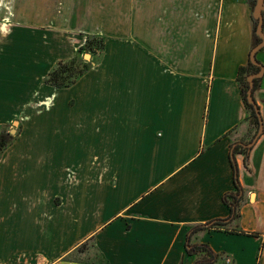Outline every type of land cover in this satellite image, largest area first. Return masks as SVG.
I'll list each match as a JSON object with an SVG mask.
<instances>
[{
    "label": "crops",
    "instance_id": "crops-1",
    "mask_svg": "<svg viewBox=\"0 0 264 264\" xmlns=\"http://www.w3.org/2000/svg\"><path fill=\"white\" fill-rule=\"evenodd\" d=\"M88 35L102 57L74 86L46 85ZM254 44L249 0H0V131L18 122L0 264H88L67 260L86 243L94 264H194L190 231L229 217L231 146L254 132L238 82ZM254 98L264 125L263 86ZM236 161L239 229L256 235L190 239L217 264H264V132L249 169Z\"/></svg>",
    "mask_w": 264,
    "mask_h": 264
},
{
    "label": "trees",
    "instance_id": "trees-1",
    "mask_svg": "<svg viewBox=\"0 0 264 264\" xmlns=\"http://www.w3.org/2000/svg\"><path fill=\"white\" fill-rule=\"evenodd\" d=\"M103 52H104L103 38L97 36H90V35L86 36L85 43L79 49L77 55L74 58L66 61H59L54 66V68L51 70V72L49 73V75L45 80L46 85L58 90L67 89L74 86L84 75L87 74V72L90 70V67L94 64V62L102 57ZM86 54H90L91 58H94V60L86 61L84 59V56ZM254 70L255 67H253V65L250 63L249 60L248 65L245 67H241L238 72V82L240 83L241 86L242 99L245 108L247 110L246 122L254 132L251 136V139L247 143L237 142L231 146L230 160L233 168L235 189L233 192L226 193L223 196V202L229 208L230 215L226 219L212 220L206 223L205 225L196 226L191 229L190 231L191 234L190 236H188L187 244H186L187 254L189 256H198V254L202 253L205 257L203 260L196 259L194 264H217L219 260V255L215 254L212 251V249L206 244H192V239L190 238L192 237L193 234L202 231L224 230L227 233L230 232L233 234H246L251 236L256 235V234L244 233L239 229L238 221L241 215L240 208L244 202L245 191L242 188L239 181V168L236 161L237 156H243L244 166L249 169L247 161L251 150L253 149V147L257 142L251 148L247 147L246 145L254 141L261 127L260 117L258 116L254 105L250 104L247 99V91L249 89L247 78ZM254 93H255V89H254ZM256 105L260 111V108L257 103ZM12 141H13V136H11L9 133H4L3 131H0V158L5 152V150L12 144ZM233 223H235V227L229 230L228 226H230ZM67 259L72 262H77L71 256L68 257Z\"/></svg>",
    "mask_w": 264,
    "mask_h": 264
},
{
    "label": "water",
    "instance_id": "water-1",
    "mask_svg": "<svg viewBox=\"0 0 264 264\" xmlns=\"http://www.w3.org/2000/svg\"><path fill=\"white\" fill-rule=\"evenodd\" d=\"M264 11V0H257V4H256V7H255V10H254V16L257 17L258 19H260V24L258 26V29H257V35L261 38L264 39V33L262 32V12ZM264 46V43L259 45L258 47H256L255 49H253V51L251 52V55H250V61L254 64V65H259V63L256 61V53ZM91 58V55L90 54H86L84 56V59L86 61H89ZM264 75V69H262V72L259 73V74H256V75H250L248 76L247 78V81H248V84H249V89L247 91V99H248V102L252 105H254L255 107V110L258 114V116L260 117V121H261V127H260V130H259V133L257 135V137L254 139V141L248 145H246L247 147H253V145L258 141L259 137L262 135L263 133V119H262V116L260 114V111L259 109L257 108V105H256V101H255V98H254V80L256 78H261L263 77ZM14 128H16L18 126V122H15L13 124ZM16 133V129H12L10 131V135H14Z\"/></svg>",
    "mask_w": 264,
    "mask_h": 264
},
{
    "label": "flooded vegetation",
    "instance_id": "flooded-vegetation-1",
    "mask_svg": "<svg viewBox=\"0 0 264 264\" xmlns=\"http://www.w3.org/2000/svg\"><path fill=\"white\" fill-rule=\"evenodd\" d=\"M252 0H249L250 4H251V17H252V22L254 24V32H255V44L251 50V52L253 51V49H255L256 47H258L259 45L264 43V39L259 37L257 35V29L258 26L260 24V19H258L257 17L254 16V10L257 4V0H256V4L254 5V2ZM253 3V4H252ZM262 32L264 33V11L262 12ZM250 52V55H251ZM250 55H249V60H250ZM256 61L259 63L260 66L258 65H254L251 61L250 63L253 65V67H255V70L250 74V75H256L262 72V69H264V46L256 53ZM249 75V76H250ZM264 79V75L261 78H256L254 80V89L255 92L261 87V83L262 80Z\"/></svg>",
    "mask_w": 264,
    "mask_h": 264
},
{
    "label": "rangeland",
    "instance_id": "rangeland-1",
    "mask_svg": "<svg viewBox=\"0 0 264 264\" xmlns=\"http://www.w3.org/2000/svg\"><path fill=\"white\" fill-rule=\"evenodd\" d=\"M252 1L254 2V5H255L256 4V0H252ZM261 86L264 87V79L262 80ZM260 113H261V111H260ZM261 115H262V113H261ZM262 118H263V116H262ZM13 129H16V128H14V126H13ZM10 131L9 132L3 131V132L10 134ZM14 135H11V136H14ZM72 258L74 260H76L77 262L88 263V264H94L95 262H99L100 261V256H99V254L95 253L92 243H86V244L80 246L78 248V250L72 255ZM204 258L205 257H204V255L202 253L198 254V256H196L197 260H203ZM69 259H71V258H69Z\"/></svg>",
    "mask_w": 264,
    "mask_h": 264
},
{
    "label": "built area",
    "instance_id": "built-area-1",
    "mask_svg": "<svg viewBox=\"0 0 264 264\" xmlns=\"http://www.w3.org/2000/svg\"><path fill=\"white\" fill-rule=\"evenodd\" d=\"M223 259V264H233V261L228 256L224 257Z\"/></svg>",
    "mask_w": 264,
    "mask_h": 264
}]
</instances>
